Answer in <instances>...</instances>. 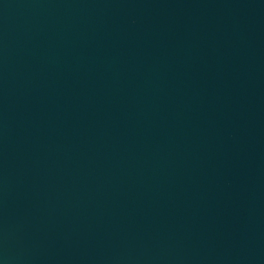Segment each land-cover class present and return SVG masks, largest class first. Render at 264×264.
<instances>
[{
	"label": "water",
	"instance_id": "1",
	"mask_svg": "<svg viewBox=\"0 0 264 264\" xmlns=\"http://www.w3.org/2000/svg\"><path fill=\"white\" fill-rule=\"evenodd\" d=\"M0 264H264V0H0Z\"/></svg>",
	"mask_w": 264,
	"mask_h": 264
}]
</instances>
